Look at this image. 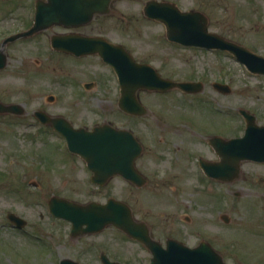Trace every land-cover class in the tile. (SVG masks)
I'll use <instances>...</instances> for the list:
<instances>
[{"label": "rangeland", "instance_id": "1", "mask_svg": "<svg viewBox=\"0 0 264 264\" xmlns=\"http://www.w3.org/2000/svg\"><path fill=\"white\" fill-rule=\"evenodd\" d=\"M145 1L118 0L116 5L127 15L138 16ZM172 1L182 10L202 11L208 16L210 31L264 56V0ZM18 5L9 11V3V9L0 10V38L28 11L26 4ZM121 11L115 13V37L123 38L141 56L148 55L166 76L180 80L205 78V83L201 92L189 97L176 90L140 95L142 103L152 107L153 112L150 109L152 114L144 118L130 116L128 121L154 123L159 118L170 123L171 130L154 125L153 131L146 133V158L155 155L156 160L153 173H146L149 183L134 187L116 179L113 196L127 201L162 241L170 235L192 245L205 239L231 264H264V162L244 160L239 177L224 182L199 174L197 167L199 154L214 157L206 145L208 134L226 139L244 134L240 108L252 112L258 124H264V75L251 72L227 50L171 47L165 41L163 24L141 20L140 24H128V19L117 18L123 16ZM32 43L8 45V65L0 70V99L25 108L19 115L0 114V264H60L65 257L97 264L93 259L101 247H110L122 264H144L141 245L116 228L113 232L108 229L75 237L70 234L69 222L51 221L48 200L52 195L84 202L97 198L105 201L107 198L98 190L107 196L112 189L94 187L79 159L65 149V139L34 124L32 112L47 106L67 114L75 125L92 127L105 118L118 120L110 102H116L120 94L117 79L105 63L95 62L84 73L70 58L65 61L51 49L48 58L42 62L44 56L40 55L37 63L34 51L42 44ZM88 79L96 80L89 90L83 87ZM214 80L229 84L230 92L215 89L210 83ZM50 94L56 98L49 100ZM186 123L192 128L188 134ZM140 128L146 129L143 124ZM161 136L171 141L161 142ZM186 139L194 154L189 165L182 162L184 149L176 152ZM181 174L186 177L176 176ZM9 212L28 221L26 228L36 231L32 238L17 233L7 217ZM46 230L50 237L45 235Z\"/></svg>", "mask_w": 264, "mask_h": 264}, {"label": "water", "instance_id": "2", "mask_svg": "<svg viewBox=\"0 0 264 264\" xmlns=\"http://www.w3.org/2000/svg\"><path fill=\"white\" fill-rule=\"evenodd\" d=\"M96 3L99 4V0ZM67 8L70 9L68 5ZM48 13L47 8L40 6L36 24L27 32L11 36L8 40L44 28L45 21L52 18L48 16ZM146 14L149 17L160 19L166 24L167 35L170 39L183 44L228 49L253 72L264 74V56L251 51L244 45L210 32L208 18L201 12L182 11L173 3L152 0L147 3ZM94 45L93 51H98L105 61L114 65L118 72L122 86L121 106L125 110L136 113L143 111L137 103L135 94L138 88L164 89L165 86L172 87V82L158 77L150 71L148 65H137L129 58L122 57L121 49L104 47L103 50L99 48L100 41H94ZM68 47L72 46L68 45ZM6 64L7 55L0 51V69L4 68ZM178 85L187 89L192 87L190 83H178ZM229 90L230 88L227 87L226 91ZM23 111L24 108L20 104H7L0 100V113H22ZM241 111L247 120L245 133L242 137L225 141V144L222 139L214 138L221 160L211 163L203 162L209 175L232 180L239 176L242 160L264 161V125H258L253 114ZM44 121H49V119L46 118ZM52 124L66 136L69 149L79 153L88 161L94 171L93 181L103 183L105 178L115 174H121L135 181L143 179L135 165L142 147L131 131L117 129L108 124L97 125L89 131L85 128H74L64 119L54 120ZM49 205L54 215L72 222V233L75 234L95 233L108 224H114L131 237L144 242L151 249L154 254L151 264H227L209 243L202 242L199 246L190 248L175 239H169L168 247L164 249L158 241L150 237L146 224L134 219L130 206L118 199L110 198L106 203L92 201L82 204L53 196ZM9 217L18 226H23L26 223L24 219L13 213H10ZM62 264L80 263L66 258Z\"/></svg>", "mask_w": 264, "mask_h": 264}, {"label": "flooded vegetation", "instance_id": "3", "mask_svg": "<svg viewBox=\"0 0 264 264\" xmlns=\"http://www.w3.org/2000/svg\"><path fill=\"white\" fill-rule=\"evenodd\" d=\"M97 0H78L77 2L79 3L77 5V2L73 1V0H10V6L11 9L8 8L9 3L6 1H0V10L2 9H9L12 10L15 7H18L21 5H25L26 7L28 6V11L23 13L22 17H20L19 21H17L18 23L16 24L15 27L10 28L9 31L5 30L3 32H5L4 36H1L0 38V42H1V47L2 44L4 43V41L6 40V37L10 34H14V33H21L23 31L28 30L29 28H31L36 21V10H37V6L38 5H42L44 8H56L58 10H60V15H59V19L60 21L58 23H54L50 26H47V24H49V21H45V24L47 27L42 28L34 33H31L30 35H24V36H20L18 38H15L13 40H11L8 44H6V52L9 55V51L7 50L8 45H14V44H33L32 42H36V43H41V47L39 49H35V53L38 54L37 57H33V60L36 61L37 63H40V61L42 60V62L45 60V58H48V54L50 52V49L55 52L57 54V56L61 57L63 60H67V58H70L72 62H74L77 66H79V68L81 70L84 71V73H86L87 71L91 70V67L94 65L95 62H102L105 63L107 66H109L112 71L115 74V77L117 79V86H118V90H119V94H120V83H119V79L115 73V71L113 70L112 66L108 63H106L103 58L101 57V55L97 52H93L94 50V41H100L101 45L99 46V48L104 50V47H106L107 49H111L114 46H111L109 44H119L123 46V50L125 51V53L120 52V55L124 58H129L130 59V55L131 57L138 63L140 64H149L150 65V71L154 72L156 75L158 74L161 77L164 78H170L168 76H166L164 74V69L157 67L153 62L152 59L148 57L141 56L142 54L138 53L136 50L132 49L131 46L128 45L127 42L124 41L123 38L120 37H115V23H114V19H115V13L119 10V6L116 5V2L118 0H99V4L96 3ZM147 1V0H146ZM146 1L144 2V4L141 6L140 9V14L138 16H136L134 13L127 15L124 11H121L123 16L122 17H117L119 19H128V24L131 23V21L133 23H135L136 21H138V23L140 24V20L142 22H159L161 25L162 23L158 20H154L153 18L147 16L145 14V6H146ZM67 4H72L69 6H73L75 4V8L72 11L70 9L69 13H66V5ZM73 8V7H72ZM12 13V12H11ZM50 17H56V15H51L49 13ZM131 25H127L126 28L130 27ZM68 40H72L73 41V46L72 47H68L67 46V41ZM166 43L171 46H184L183 44L177 43L175 41H172L170 39H168V37L165 38ZM57 44V45H55ZM0 47V49H1ZM184 47H189V46H184ZM192 47V46H190ZM40 55H43L44 57L40 60ZM31 76H32V71H31ZM174 79V78H172ZM207 79V78H206ZM174 80H180V79H174ZM183 80H190V81H202L203 82V86L205 83V78H200V79H183ZM215 82H218L219 84L222 83L224 84L223 81L220 80H216ZM212 84V81L210 82L211 85L215 88L220 90V87L217 88L214 83ZM96 83V80L94 79H88L87 81L84 82L83 87L85 89H91L92 86ZM221 85V84H220ZM171 90H176V91H181V89L179 88H173L170 89L168 91H159L156 89H151V88H147L144 87L142 89L138 90L139 96L141 94H147V93H152V92H162V93H167L170 92ZM183 93H186L185 91H181ZM187 94V93H186ZM188 94H195V93H188ZM56 97L54 94H50L48 96L49 100H54ZM162 103V101H159V105ZM111 107L113 109H115V113L118 116V120H113V119H108L105 118L103 122H108L111 125L115 126V127H119V128H126L131 130L135 136L138 138V140L141 142L142 146H143V151L142 153L139 155V157L136 159V164L137 167L139 168V170L144 174L145 178H146V183L144 185H146L147 183H149V177L146 173H153V166L155 163V155L152 157H148L146 158V147L148 146L149 140L147 139V135L146 133L148 131H153V127L155 125V127H158L160 130H164V131H170L171 130V125L168 122L162 121V119L156 118L154 123H150L148 121L146 122H140V121H136L134 123H130L128 120L130 118V116H136V117H140V118H144L145 115L147 114H152V107H146V111L144 114H131L130 112L125 111L124 109H122V107L120 106V100L118 99L116 102L111 101L110 102ZM51 107H47V106H39L37 107L36 110H34L32 112V116L31 119L33 120V123H37L40 127H47V129L49 130H53L57 133V131L54 129V127L50 124V123H42L41 121H43L46 118H50L52 120L54 119H63L64 118H68L71 122L72 119L69 118L67 116V114L61 112V111H52ZM151 109V110H150ZM152 112H150V111ZM164 111H162L161 113H164ZM168 113V112H166ZM173 114V112L171 114H169V116H171ZM15 115V114H14ZM17 115V114H16ZM168 116V115H165ZM153 117V115H152ZM170 119V117H169ZM50 122V121H49ZM73 123V122H72ZM74 124V123H73ZM97 124V123H96ZM140 124H143L145 126L146 129H142L140 128ZM191 123H186V126L188 128H186V134H188V129H190V131H192V128L189 127ZM75 125V124H74ZM75 126H85L86 128H93L86 126V125H75ZM44 129V128H43ZM177 130H179L177 128ZM40 131H42L40 129ZM48 134V133H47ZM46 134V135H47ZM200 134V133H198ZM202 135V134H201ZM200 135V136H201ZM161 142H170L171 139H165L164 137H160L158 139ZM208 142V141H207ZM206 143V142H205ZM206 145L208 146L209 150H211L209 143H206ZM184 149V154H183V163H187L188 165L192 162V159L194 154L193 152V148L189 142L188 139H186V141L184 142L183 145L179 146V148L176 149V152L179 154V150L180 149ZM150 152H152V148L149 147ZM214 153V151H213ZM76 156V158L79 159V162L81 163L82 169H84L86 172L89 173V179L91 180L92 177V170L89 168L88 163L85 159H83L80 155L78 154H74ZM201 157H204V155L199 154L197 157V167L199 169V171L202 172V168H201ZM206 157V156H205ZM204 157V158H205ZM154 158V159H153ZM177 158L179 159V156L177 155ZM206 158L208 159H215V153H214V157H210L207 156ZM203 159V158H202ZM74 167V165H73ZM182 171L185 172V169L183 168ZM67 173H70L71 175L74 174L73 171H68ZM179 177H182L183 179L186 177V175L181 174V175H176ZM175 177V176H174ZM116 179H121L123 181H125L126 183H129L131 185H133L134 187H141V186H137V184L139 183H133L130 182L129 180H126L124 177H122L121 175H117L114 177H110L108 178V180L104 183V184H98V183H94L93 185L94 187L98 188V189H103V188H107L110 187L112 189V193L111 194H107V196H105V194L101 191L98 190V192L100 194H102L101 196L106 197L107 199L111 196H113V184L115 182ZM66 181V179H65ZM142 185V186H144ZM71 199H75V198H71ZM106 199V200H107ZM77 200V199H76ZM92 200V199H90ZM95 200H100V199H95ZM89 201V200H87ZM101 201V200H100ZM134 212V209H133ZM135 214V212H134ZM53 215L51 214V217ZM137 217V216H136ZM138 219H141L139 217H137ZM144 220V219H141ZM61 221H64L61 218H57L55 216H53L52 218V222L53 223H61ZM146 221V220H144ZM69 222V221H67ZM148 223L149 226V232H151L153 235V232H156V230L153 228V226L151 224ZM69 225H71V223L69 222ZM111 230V232H113L114 226H108L106 227L104 230H102L101 232H105ZM16 231H18L17 233L21 234V233H27V232H19L20 230L17 229ZM46 232V236L50 237L51 234L50 232ZM57 232H60V227L57 230ZM159 239V238H158ZM160 240V239H159ZM161 241V240H160ZM191 245V243H190ZM194 246V245H192ZM141 247L143 248V250L145 251V255H144V264H150L151 262V257L152 254L150 252V250L141 243ZM104 258H108L110 260H116L114 255L112 254V252L110 251V247H101L98 249V251H96V257L93 259L95 263L97 264H104ZM118 260V259H117Z\"/></svg>", "mask_w": 264, "mask_h": 264}]
</instances>
